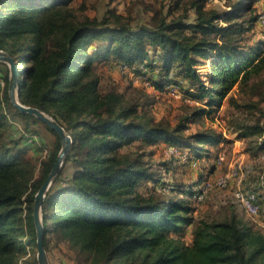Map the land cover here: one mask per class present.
<instances>
[{"label": "trees", "instance_id": "16d2710c", "mask_svg": "<svg viewBox=\"0 0 264 264\" xmlns=\"http://www.w3.org/2000/svg\"><path fill=\"white\" fill-rule=\"evenodd\" d=\"M253 1L225 0L217 9L207 0H170L166 10L163 2L154 10L142 6L139 16L153 10L144 20L114 9L90 16L86 4L75 8L72 0H0V49L16 61L19 100L51 115L72 138L42 202L45 250L51 237L76 252L75 264H264L262 231L235 213L212 221L194 215L205 193L198 185L206 179L166 182L151 164L152 148L161 142L185 155L184 164L229 142L211 128L184 132L225 98L238 107L233 93L246 91L264 71L261 42L248 41L258 15ZM203 61L208 84L197 70ZM99 62L125 67L158 91L176 87L205 106L175 124L155 119L140 109L149 101L141 105L115 87L100 88ZM0 64V264H20L16 255L36 247L34 194L61 144L47 124L10 103L8 68ZM11 120L21 121L23 130ZM38 124L53 140L36 175L26 153L31 132L40 134L30 126ZM263 132L259 124L245 125L238 137ZM134 140L135 149L127 148ZM257 149L264 150V139ZM155 162L166 172L175 166ZM186 226L192 227L189 244L180 237Z\"/></svg>", "mask_w": 264, "mask_h": 264}, {"label": "rangeland", "instance_id": "374dc122", "mask_svg": "<svg viewBox=\"0 0 264 264\" xmlns=\"http://www.w3.org/2000/svg\"><path fill=\"white\" fill-rule=\"evenodd\" d=\"M170 0H72V5L75 8L86 4L85 14L100 16L109 10H116L125 15H132L135 18L141 17L147 20L153 10L158 8V3L163 2L166 10ZM244 0H240V3ZM225 0H207L208 6L223 9ZM152 4V5H151ZM257 13L264 10V0H254ZM152 7L149 13L144 16H139L137 10H142V6ZM226 6V5H225ZM147 10V8H146ZM179 11V9L177 10ZM83 13V12H82ZM190 16L193 12L189 11ZM136 20H133L132 25ZM247 41V40H246ZM250 44L261 42L258 47L264 51V26L255 23L252 31L248 34ZM25 68L24 66H21ZM125 67H111L107 63H97L96 71L100 78V88L108 89L115 87L131 98L138 99L141 105L144 101H149V107H140L142 110L148 109V114L154 116L155 119H165L171 124H175L185 115L192 117L194 108L203 107L202 102L188 99L187 96L178 90V88H170L169 92L155 90L152 86L144 83L139 77H135ZM198 73L203 81L208 84L207 74L209 73L208 63L203 61V64L197 65ZM5 66L0 64V73H4ZM264 71L259 75L254 76L249 82L246 91L232 92L237 101L238 107L232 104L229 99H223L220 106L210 114L204 113L194 122H189L188 129L184 132L186 135L197 133L206 128L214 129L221 132L227 137L229 142H221L218 145V150L214 152L215 147L210 146L211 156H202L194 159L191 163H185V155L180 154L174 146H166L163 142L158 143L154 150L152 158V166L158 168L162 174L163 181L175 183L186 182L190 183L195 179H206L210 183L207 189L203 192V198L195 202L194 215L200 216L208 221L223 220L229 217L232 213L241 217L244 222L253 225L264 233V201H262V210L255 216H248L243 208L231 200V193L236 188L251 189L258 193H263L260 179L264 178V150L258 152L257 146L264 139V132L260 135H251L243 138L238 137L240 129L245 125L259 124L264 129ZM2 85V82H0ZM256 91H255V89ZM208 107V106H206ZM14 127L21 131L24 126L21 121L11 120ZM31 130L39 129L40 134L32 131L28 141L32 142V148L27 151L26 156L29 157L35 165V174L38 175L40 162L46 158L49 149L52 148L51 141L53 135L47 131L43 125H31ZM30 132L27 133V135ZM43 139V140H42ZM45 143V145L43 144ZM134 143V144H133ZM137 140L132 141L127 148L135 149ZM192 144L196 146V141ZM173 153V157L170 156ZM188 151H184L187 154ZM214 155H222L221 164H216ZM156 160H171L174 167L166 172L161 169ZM174 159V160H172ZM68 172V170H66ZM234 173V174H233ZM228 177V182L225 186L219 187L214 185L216 181ZM200 182L198 187L205 185L206 182ZM52 184V183H51ZM160 184V185H159ZM157 184L161 186V183ZM49 189V188H48ZM167 193V192H166ZM170 193V192H169ZM191 226L184 227L181 239L189 244L191 240ZM27 239L23 236V240ZM67 242H56L50 237L48 249L46 250L50 264H75L76 252L68 245ZM20 264H34L36 260V247L27 246L21 253L16 255ZM37 262V261H36Z\"/></svg>", "mask_w": 264, "mask_h": 264}, {"label": "water", "instance_id": "95a60500", "mask_svg": "<svg viewBox=\"0 0 264 264\" xmlns=\"http://www.w3.org/2000/svg\"><path fill=\"white\" fill-rule=\"evenodd\" d=\"M0 62L5 63L8 68L7 93L10 103L21 113L33 115L47 124L58 134L61 144L51 170L34 194L32 206V217L35 227L36 261L37 264H50L46 250L43 246L44 231L42 219V202L54 177L59 172L64 158L68 154L72 138L71 135L64 129V127L60 125L51 115L47 114L37 107L24 104L19 100L20 75L18 72V67L15 59L8 52L2 49H0Z\"/></svg>", "mask_w": 264, "mask_h": 264}, {"label": "built area", "instance_id": "2783aa9c", "mask_svg": "<svg viewBox=\"0 0 264 264\" xmlns=\"http://www.w3.org/2000/svg\"><path fill=\"white\" fill-rule=\"evenodd\" d=\"M257 23L259 25L264 26V10H260L257 15ZM173 154V153H171ZM223 160L222 155H218L216 159V164H221ZM234 174V173H233ZM228 182V177L219 179L214 185H217L219 187L225 186ZM205 185L201 186L202 190H205L211 186L209 182H205ZM260 184L262 186L263 193H258L251 189H245V188H236L231 193V200L235 202L236 204L240 205L243 210L247 213L248 216L255 217L257 216L262 208V201L264 196V178L261 177ZM199 199L201 196L198 197Z\"/></svg>", "mask_w": 264, "mask_h": 264}, {"label": "crops", "instance_id": "0c3cea01", "mask_svg": "<svg viewBox=\"0 0 264 264\" xmlns=\"http://www.w3.org/2000/svg\"><path fill=\"white\" fill-rule=\"evenodd\" d=\"M263 201H264V196H263Z\"/></svg>", "mask_w": 264, "mask_h": 264}]
</instances>
